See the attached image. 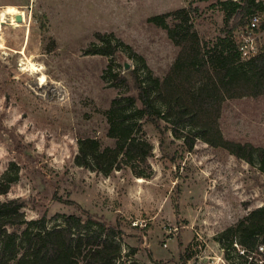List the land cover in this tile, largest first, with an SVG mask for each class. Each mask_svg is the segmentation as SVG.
<instances>
[{"label":"rangeland","instance_id":"obj_1","mask_svg":"<svg viewBox=\"0 0 264 264\" xmlns=\"http://www.w3.org/2000/svg\"><path fill=\"white\" fill-rule=\"evenodd\" d=\"M220 1L0 0V11L25 16L18 27L12 16L0 23V178L19 167L0 202L19 200L26 220L45 217L49 226L55 215L86 212L120 230L125 264H264L256 249L233 244L226 254L228 240L216 239L264 206L258 159L249 165L200 140L189 151L163 122H145L140 134L152 152L134 171L148 178L123 164L103 176L75 162L80 139L113 144L105 112L128 91L110 74L139 68L162 78L173 64L177 47L148 20L185 8L211 46L245 24L239 16L225 26ZM99 37L116 46L115 58L88 53L103 45ZM218 125L225 139L264 149V98L224 101Z\"/></svg>","mask_w":264,"mask_h":264},{"label":"trees","instance_id":"obj_2","mask_svg":"<svg viewBox=\"0 0 264 264\" xmlns=\"http://www.w3.org/2000/svg\"><path fill=\"white\" fill-rule=\"evenodd\" d=\"M218 3L225 26L239 16L244 23L248 15L262 10L255 0ZM148 22L164 30L177 47L173 64L162 78L152 76L148 70L142 76L139 68L110 74L115 84L125 85L128 91L113 98L105 112L107 137L113 144L102 146L94 138L80 139L76 164L103 176L123 164L131 168L135 177L148 178L149 174L134 171L135 163H145L152 152L140 131L145 122L157 128L163 122L164 128L189 151L200 140L249 165L258 159L264 170V149L225 139L218 125L224 101L264 98V48L256 56L242 60L230 30L208 46L193 28L185 8L154 16ZM99 40L103 45L88 53L115 58L116 46L104 37ZM134 57L145 68L141 58ZM18 172L19 167L12 163L0 178V195H5L17 181ZM22 207L16 199L0 202V264H125L117 242L121 236L118 228L100 224L86 212L84 217L55 215L54 225L49 226L45 217L26 220ZM222 238L228 240L226 254L233 244L246 252L264 244V206L250 211L216 239Z\"/></svg>","mask_w":264,"mask_h":264},{"label":"built area","instance_id":"obj_3","mask_svg":"<svg viewBox=\"0 0 264 264\" xmlns=\"http://www.w3.org/2000/svg\"><path fill=\"white\" fill-rule=\"evenodd\" d=\"M237 1V0H234ZM262 10L247 16L245 24L233 35V41L242 60L256 56L264 48V0H255ZM257 254H264V244H259Z\"/></svg>","mask_w":264,"mask_h":264},{"label":"bare ground","instance_id":"obj_4","mask_svg":"<svg viewBox=\"0 0 264 264\" xmlns=\"http://www.w3.org/2000/svg\"><path fill=\"white\" fill-rule=\"evenodd\" d=\"M21 16L22 20H24L25 16L24 13L22 11H19L17 8L13 7V6H7L3 11H0V23L4 22L7 17L12 16L13 19V27H18L19 23L15 21V16ZM23 22V21H22ZM37 68H32V71H36ZM24 70V69H23ZM31 71V70H30ZM43 81V80H42ZM41 81V82H42Z\"/></svg>","mask_w":264,"mask_h":264},{"label":"water","instance_id":"obj_5","mask_svg":"<svg viewBox=\"0 0 264 264\" xmlns=\"http://www.w3.org/2000/svg\"><path fill=\"white\" fill-rule=\"evenodd\" d=\"M15 21L18 22V23H21L22 22V18L21 16H15ZM124 68L127 69L128 68V65H124Z\"/></svg>","mask_w":264,"mask_h":264}]
</instances>
